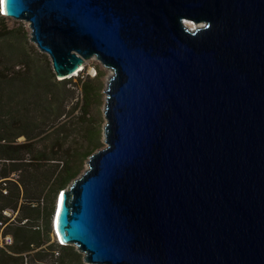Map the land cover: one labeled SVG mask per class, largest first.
<instances>
[{
	"label": "water",
	"instance_id": "water-1",
	"mask_svg": "<svg viewBox=\"0 0 264 264\" xmlns=\"http://www.w3.org/2000/svg\"><path fill=\"white\" fill-rule=\"evenodd\" d=\"M1 7L57 79L112 70L104 144L56 195L62 244L86 264H264V0Z\"/></svg>",
	"mask_w": 264,
	"mask_h": 264
},
{
	"label": "trees",
	"instance_id": "trees-1",
	"mask_svg": "<svg viewBox=\"0 0 264 264\" xmlns=\"http://www.w3.org/2000/svg\"><path fill=\"white\" fill-rule=\"evenodd\" d=\"M4 18L0 14V236L11 235L12 242L0 243V264H86L73 245L48 241L58 190L99 146L98 128L86 116L93 86L79 83L75 112L71 79H57L49 57L33 44L28 49L27 32L23 41L22 27L8 28ZM49 194L41 215L37 203ZM5 210L15 217L9 220Z\"/></svg>",
	"mask_w": 264,
	"mask_h": 264
},
{
	"label": "rangeland",
	"instance_id": "rangeland-1",
	"mask_svg": "<svg viewBox=\"0 0 264 264\" xmlns=\"http://www.w3.org/2000/svg\"><path fill=\"white\" fill-rule=\"evenodd\" d=\"M4 23H5V26H7L8 28L22 27V30H20L21 38L24 41V38L26 36H24L23 34L27 32V40L29 42V44H27V48L28 49L31 48L30 44H33V43L29 40V27H28V23L26 21L20 20V19H14V18L9 17V16H5ZM186 23L190 27H194V24L191 21H187ZM35 49H37L36 46H35ZM96 72H98V73H96ZM111 73H112L111 69L109 71V68L103 66V64L98 59H96L95 57H91V58L85 60L83 69L78 71L75 75H72L71 77H69L71 79L70 84H72L74 86V88L76 90V95L79 99V105H78V108L75 110V112H77L79 110L80 103L82 102V100L80 99L81 94H80L79 83L83 82V81H89L90 84L93 86L92 100H91L90 104L88 105V113L86 114V116L89 117L90 118L89 121L95 127L98 128L97 138H98V145L99 146L97 148L102 147V145L104 144L102 142V139H103L102 127H103V124L105 123V117L103 115V105H104V101H105L104 88L106 86L107 78ZM20 139H22V138H19L18 140H20ZM96 149H94V150H96ZM86 159L81 161V165H80L79 171L77 172V175H79L83 171V169L86 167ZM49 197H50V194L48 196L46 195L45 197L41 198V200H39V202L37 203V205L39 206V210L42 213L41 215H44L49 209V206H50ZM4 213L10 215L9 220L13 219L16 215V211H11V210H5ZM7 222H9V221H7ZM32 223L38 224L40 227L44 226V220H42V219H40V220L34 219V220H32ZM4 226H5V224L0 225V231ZM42 233H45L44 228L42 230ZM50 233H51V234H49L50 239L48 242L53 241V239L58 240L55 237V235L53 234V228H52V232H50Z\"/></svg>",
	"mask_w": 264,
	"mask_h": 264
},
{
	"label": "built area",
	"instance_id": "built-area-1",
	"mask_svg": "<svg viewBox=\"0 0 264 264\" xmlns=\"http://www.w3.org/2000/svg\"><path fill=\"white\" fill-rule=\"evenodd\" d=\"M0 14L4 15V12L1 7V0H0ZM5 16V15H4ZM1 223V222H0ZM12 242V237L9 234H6L4 236H0V243L8 244Z\"/></svg>",
	"mask_w": 264,
	"mask_h": 264
},
{
	"label": "bare ground",
	"instance_id": "bare-ground-1",
	"mask_svg": "<svg viewBox=\"0 0 264 264\" xmlns=\"http://www.w3.org/2000/svg\"><path fill=\"white\" fill-rule=\"evenodd\" d=\"M187 22V21H186ZM187 24V23H186ZM194 24V26H199L200 25V23H197V24H195V23H193ZM188 25V24H187ZM189 26V25H188ZM81 68V67H80ZM109 71H110V68H109ZM77 73V72H76ZM110 73V72H109ZM55 221V220H54ZM53 226H54V222H53ZM53 234L55 235V237L57 238V236H56V233H55V231H54V229H53Z\"/></svg>",
	"mask_w": 264,
	"mask_h": 264
},
{
	"label": "clouds",
	"instance_id": "clouds-1",
	"mask_svg": "<svg viewBox=\"0 0 264 264\" xmlns=\"http://www.w3.org/2000/svg\"><path fill=\"white\" fill-rule=\"evenodd\" d=\"M58 242L62 244V242H61V241H59V240H58Z\"/></svg>",
	"mask_w": 264,
	"mask_h": 264
}]
</instances>
